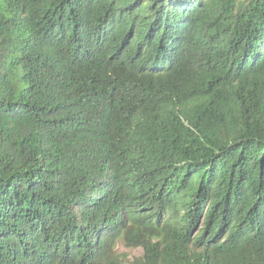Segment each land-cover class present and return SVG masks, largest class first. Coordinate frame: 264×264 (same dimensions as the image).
Wrapping results in <instances>:
<instances>
[{
  "label": "trees",
  "instance_id": "16d2710c",
  "mask_svg": "<svg viewBox=\"0 0 264 264\" xmlns=\"http://www.w3.org/2000/svg\"><path fill=\"white\" fill-rule=\"evenodd\" d=\"M264 264V0H0V264Z\"/></svg>",
  "mask_w": 264,
  "mask_h": 264
},
{
  "label": "rangeland",
  "instance_id": "374dc122",
  "mask_svg": "<svg viewBox=\"0 0 264 264\" xmlns=\"http://www.w3.org/2000/svg\"><path fill=\"white\" fill-rule=\"evenodd\" d=\"M116 250L118 251V253L124 255V258H126L125 260L127 261L128 264H132V262L140 257L143 254V250L140 247H127L125 245H123L122 243H119L117 245Z\"/></svg>",
  "mask_w": 264,
  "mask_h": 264
}]
</instances>
